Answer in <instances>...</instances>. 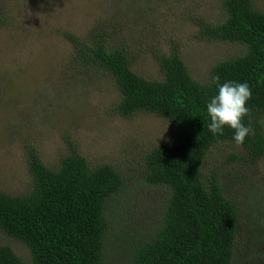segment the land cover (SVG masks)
<instances>
[{"label": "rangeland", "instance_id": "obj_1", "mask_svg": "<svg viewBox=\"0 0 264 264\" xmlns=\"http://www.w3.org/2000/svg\"><path fill=\"white\" fill-rule=\"evenodd\" d=\"M253 2L264 13V0ZM0 11L6 21L0 29V192L24 195L32 188L27 147L56 168L72 146L92 166L116 167L126 183L120 216L136 241L151 240L170 192L143 184L144 157L172 139L174 126L150 113L115 115V82L78 68L66 34L89 41L99 26L109 29L112 43L129 50L133 71L149 81L163 79L158 57L178 49L191 76L206 83L217 62L245 52L197 38L200 19H224L221 1L0 0ZM202 171L217 178L240 209L231 264H264V156L253 160L242 145L224 142L211 149ZM0 245L29 259L25 246L1 232ZM116 257L107 250V264H117Z\"/></svg>", "mask_w": 264, "mask_h": 264}, {"label": "trees", "instance_id": "obj_2", "mask_svg": "<svg viewBox=\"0 0 264 264\" xmlns=\"http://www.w3.org/2000/svg\"><path fill=\"white\" fill-rule=\"evenodd\" d=\"M220 1L224 19L216 24L200 19L197 38L240 45L245 52L217 62L206 83L191 76L178 49L158 57L163 79L149 81L133 71L129 50L112 43L109 29L99 26L89 41L66 34L78 68L115 82L120 92L115 115L130 119L150 113L174 126L172 139L144 157L143 184L170 192L156 235L136 241L130 234L119 210L126 183L115 166H92L71 146L59 166L50 168L29 146L32 188L24 195L0 192V232L25 246L29 259L0 245V264H107L108 249L117 255V264H231L240 209L202 168L215 145L235 143L234 132L225 128L223 136H214L206 104L218 94L213 76L219 75L221 84L246 82L251 114L244 123L250 120L254 135L242 146L253 160L264 156V13L253 0ZM5 22L0 11V29Z\"/></svg>", "mask_w": 264, "mask_h": 264}, {"label": "clouds", "instance_id": "obj_3", "mask_svg": "<svg viewBox=\"0 0 264 264\" xmlns=\"http://www.w3.org/2000/svg\"><path fill=\"white\" fill-rule=\"evenodd\" d=\"M211 83L216 85L218 94L211 97L206 104L207 116L210 119L208 130L214 136H223L224 129L230 128L234 132V142L241 146L246 137L254 135L251 122L246 125L244 119L250 116L247 102L251 99L249 85L239 82L220 83L219 75L211 78Z\"/></svg>", "mask_w": 264, "mask_h": 264}]
</instances>
